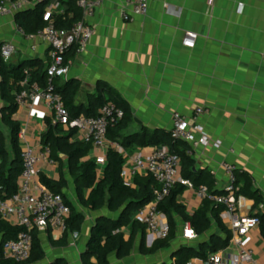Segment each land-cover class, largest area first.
Segmentation results:
<instances>
[{
  "label": "crops",
  "instance_id": "1",
  "mask_svg": "<svg viewBox=\"0 0 264 264\" xmlns=\"http://www.w3.org/2000/svg\"><path fill=\"white\" fill-rule=\"evenodd\" d=\"M120 3L121 0H108L89 18L93 37L86 51L73 58L69 75L62 78L81 82L77 104L87 106L100 82L111 85L133 115L122 136L139 133L143 128L171 131L174 113L190 118L195 109L203 107L205 112L199 122L211 143L195 150L194 173L211 189L222 192L228 183L223 163L233 164L239 171L240 185L244 183L243 175L248 176L264 203V0H150L148 14L134 16L130 21L121 16ZM167 5L180 14L170 13ZM187 32L198 34L193 48L183 43ZM6 42L16 47L11 65L34 60L47 68L50 46L38 36L22 33L16 16H0V46ZM1 82L0 75V86ZM8 104L0 87V131L9 157L14 159L11 130L2 118ZM50 116L46 102L38 98L29 105L18 106L13 119L26 130L31 146H41L42 133L47 130L46 118ZM73 140L82 141L80 134ZM152 148L134 144L126 151L133 155L139 151L148 153ZM101 154L100 150H91L85 159H96ZM61 173L67 181L66 196L85 215V220L81 231L71 232L64 246L52 244L64 236L59 231L39 232L46 256L34 264L61 260L84 264L83 254L97 219L119 216V212L107 207L91 211L78 201L66 156H62V162L43 164L40 174L59 180ZM143 175L146 174L137 176ZM249 204L254 207L255 200L249 198ZM176 220L177 233L169 248L155 254L142 253L143 243L146 247L151 245L147 231H139L135 233L131 254L118 258L114 253L110 264L174 263L173 253L181 246L197 248L209 239L210 234L185 238L188 223L179 216ZM121 231L127 240L131 237L130 227ZM246 244L256 249L259 262L264 264V239L259 226L249 233ZM91 260L96 262L95 257Z\"/></svg>",
  "mask_w": 264,
  "mask_h": 264
},
{
  "label": "built area",
  "instance_id": "2",
  "mask_svg": "<svg viewBox=\"0 0 264 264\" xmlns=\"http://www.w3.org/2000/svg\"><path fill=\"white\" fill-rule=\"evenodd\" d=\"M43 1H46L42 13L46 26L34 34H26L22 28L21 32L32 37L38 36L50 46L51 59L46 69L48 82L43 87L37 82L30 83L28 78L25 79L22 82V89L16 94L18 106L29 105L38 98L44 100L52 112L54 124L76 128L82 141L92 145V150L102 151V154L95 159L100 166L105 164L110 148L118 151L125 157L122 170L125 186H133L134 178L138 174L151 175L156 180L158 187L155 189L154 200L143 206L136 215V220L146 227L150 245L157 239L169 237L171 231L169 220L167 214L159 208V204L173 193L177 185L182 184L187 187L180 198L186 210L193 213L206 200L223 206L220 218L231 234L227 247L209 254L206 259H191L184 264H261L256 249L246 244V238L259 226L258 213L264 211V203L261 202L258 208H254L249 204V198L239 192L240 185L235 165L223 163L228 183L224 191L215 193L206 184L195 186L192 181L183 178L181 158L171 152L168 146H153L148 153L139 151L129 155L119 141L111 140L108 135L110 126L124 117V110L116 103H105L97 117L81 114L71 119L61 95L55 91L54 78L67 77L73 58L86 51L94 34L88 20L108 0H80L82 20L70 28H58L54 24V16L63 12L62 0H6L0 4V16H16L18 12ZM149 1L121 0L119 5L121 16L125 21L132 20L134 16H146L149 11ZM167 10L175 15L180 14V11L171 5H167ZM197 38V33L187 32L183 43L193 48ZM15 51L16 47L13 43L6 42L0 46V55L5 62L10 61ZM70 54L74 57L69 58ZM204 112L203 107H199L190 118L178 112L173 115L171 136L190 145L187 150L190 156H194L199 146H207L211 143L199 122ZM18 137L21 143L23 170L15 195L7 198L0 189V220L22 228L15 239H9L2 244V252L5 259L23 262L32 254V231L37 229L39 232H45L52 229L65 234L69 231L67 221L71 215V208L62 194L51 191L41 183L42 165L56 163L51 158V149L42 145L31 146L27 141L25 129L20 130ZM184 237L188 239L198 237L191 223H188L184 229Z\"/></svg>",
  "mask_w": 264,
  "mask_h": 264
},
{
  "label": "trees",
  "instance_id": "3",
  "mask_svg": "<svg viewBox=\"0 0 264 264\" xmlns=\"http://www.w3.org/2000/svg\"><path fill=\"white\" fill-rule=\"evenodd\" d=\"M3 1L6 0H0V4ZM79 1H61L63 12L54 16L56 27L70 28L82 20L83 11L79 6ZM45 6L46 1H43L16 14V20L26 34H34L40 28L46 26L47 23L42 17ZM73 57L74 55L70 54L69 58ZM46 69L42 64L34 60H27L19 66H13L2 58L0 61L1 92L3 98L9 103L3 109L2 118L4 124L11 130L12 145L15 152L14 159H10L5 138L0 131V189L7 198L17 193L19 178L23 170L21 144L18 137L21 125L13 119L18 108L16 94L22 89V82L27 78L30 83L37 82L45 87L48 82ZM54 83L55 91L61 95L65 106L70 112L71 119H75L81 114L97 117L105 103L114 102L124 110V117L110 126L108 135L111 140L119 141L126 149L134 144L139 147L168 146L171 152L178 154L181 158L183 178L192 181L195 186L206 184L211 191L220 193L211 189L209 183L203 181L200 176L194 173L195 159L187 153L190 145L185 141L173 139L171 131L143 128L139 133L122 136V131L128 127L133 119L132 111L127 102L108 83H99L97 92L89 96V104L87 106L79 105L76 102V96L81 89L79 80H62V78L56 77L54 78ZM13 91L15 92L14 94L12 93ZM52 119L53 115L46 118L47 130L42 133L41 143L42 146L51 149V158L55 162H62V156L67 157L68 170L74 181L78 201L91 211L107 207L111 212H119V216L116 219L107 216H101L97 219L83 254L84 264H110V256L114 253L118 258L127 257L132 252L135 233L139 231L145 233L146 230V227L136 220V215L143 206L154 200L158 183L151 175H143L135 176L133 186H125L122 177V170L125 164L123 155L110 148L103 167L95 159H85L91 152L92 145L84 141L73 140V137L78 133L77 129L70 125L54 124ZM99 168L101 172H99ZM238 172L237 170V177ZM243 176L244 183L242 185H240L238 180L240 185L239 192L250 199H254V208H258L259 204L263 202L262 196L253 187L248 176ZM40 180L51 191L62 194L71 208V215L67 221L69 231L59 241H52L53 245H67L69 234L81 231L85 215L66 196L64 188L67 187V181L62 173L59 180H53L45 174H40ZM186 188L185 185H177L173 193L161 201L159 208L167 214L171 227L170 235L166 239H157L150 247H146L145 243H143L141 247L142 253L155 254L159 250L171 246V242L175 239L177 233V216L185 223H191L198 236L210 235L209 239L201 242L197 248L181 246L173 253L175 262L170 264H184L195 258L206 259L209 254L216 253L229 245L231 234L224 221L220 218L224 207L206 200L193 213H189L180 200ZM258 215L260 217L259 228L264 239V211H261ZM123 227L131 228L132 234L128 240L121 231ZM214 227L217 230L213 231ZM21 229L19 226H13L4 220H0V264H34L45 258L46 253L39 237V231L34 229L32 231L33 249L31 257L23 262L5 259L2 252V244L9 239H15ZM118 230L119 232H117ZM93 257L96 258L95 263L91 260ZM52 264L68 263L65 260H61Z\"/></svg>",
  "mask_w": 264,
  "mask_h": 264
},
{
  "label": "rangeland",
  "instance_id": "4",
  "mask_svg": "<svg viewBox=\"0 0 264 264\" xmlns=\"http://www.w3.org/2000/svg\"><path fill=\"white\" fill-rule=\"evenodd\" d=\"M150 259V258H149ZM152 259V258H151Z\"/></svg>",
  "mask_w": 264,
  "mask_h": 264
}]
</instances>
